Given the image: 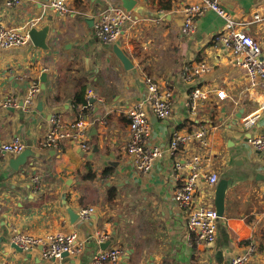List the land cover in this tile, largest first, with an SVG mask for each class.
Instances as JSON below:
<instances>
[{"label":"crops","instance_id":"obj_1","mask_svg":"<svg viewBox=\"0 0 264 264\" xmlns=\"http://www.w3.org/2000/svg\"><path fill=\"white\" fill-rule=\"evenodd\" d=\"M50 1L22 0L11 6L0 0V24L28 32L46 24L53 29L50 49L30 38L26 45L0 53V263L88 264L107 244L106 249H121L122 257L106 264H230L246 252L250 257L245 264H264V151L251 142L264 137V111L252 128L242 124L264 99V87L252 85L241 58L215 39L224 18L209 10L196 31L185 34L181 10L196 0H137L143 15L133 11L138 21L127 23L118 41L108 44L96 34L95 21L105 9L123 7L121 0H67L66 12ZM221 3L237 20L247 22L245 29L264 51V21L254 20L255 13L264 14V0ZM114 44L131 59L132 69L123 66ZM201 62L210 67L203 75L193 80L181 75L184 65ZM146 75L171 90L173 100L168 119L150 111L148 144L166 150L174 130L188 139L143 172L127 152V113L147 98ZM34 83L40 90L27 105ZM195 86L210 92L192 114L188 97ZM217 90L227 97L217 96ZM78 96L94 98L93 106L84 107ZM6 100L11 105H1ZM55 116L65 121L84 116L90 148L84 150L71 139L58 149L42 148ZM201 127L208 130L205 142L196 137ZM15 139L25 145L23 151L30 150L18 168L10 161L23 151L1 149ZM196 157L219 179L213 186L200 182L195 203L216 209L218 184L223 179L229 183L224 215L210 244L191 239L187 212L174 198L181 182L175 162ZM89 172L94 176L85 178ZM82 207H95L96 212L73 222L69 211L80 214ZM74 231L84 242L83 250L58 259H45L42 246L27 252L12 242L17 232L43 237Z\"/></svg>","mask_w":264,"mask_h":264},{"label":"built area","instance_id":"obj_2","mask_svg":"<svg viewBox=\"0 0 264 264\" xmlns=\"http://www.w3.org/2000/svg\"><path fill=\"white\" fill-rule=\"evenodd\" d=\"M22 0H8L9 5H17ZM50 6L55 9L68 11L67 0H51ZM209 10H213L224 18V27L215 35V39L230 47L233 52L241 58L240 64L246 68L250 75L252 85L264 87V51L259 41L251 35L244 27L247 23L237 20L222 5L221 0H196L185 5L181 12L184 15L182 32L190 34L196 31L198 21ZM255 21H264V14L257 12L254 14ZM138 15L133 11L121 6H112L99 13L95 21V32L104 43H115L121 37L127 23H136ZM30 41L29 32L21 28L9 27L0 24V53L3 49L24 46ZM207 62L184 65L181 75L187 80H193L197 76L203 75L209 70ZM147 86V98L134 103L128 110L130 140L127 145V152L132 157V161L137 169L148 172L154 161L162 156L165 151L169 154L177 152L188 139L180 131L174 130L171 140L163 150L159 146L148 144L150 136L149 113L152 111L161 119H168L173 113L172 91L163 88L159 81L153 76H145ZM40 90L39 85L34 83L28 97L25 98L27 105H31L34 95ZM210 90L201 86L192 88L188 104L190 112L196 114L200 104L208 99ZM89 96L93 91H89ZM216 95L226 98L224 90H217ZM97 99V98H96ZM99 100V99H97ZM94 98L87 101L84 106L92 107ZM102 102V101H101ZM3 106L11 105L6 100L1 103ZM262 111H264V99L257 109L242 119V124L246 129H250L257 124ZM88 122L84 116H80L73 121H65L61 116H55L51 120L50 128L46 131L41 141L42 148H61L62 142L71 139L80 144L84 150H88L90 145L86 139ZM196 137L205 142L208 138V130L201 127L196 133ZM252 144L264 151V137L256 136L251 139ZM25 145L15 139L4 143L1 147L4 152L20 153ZM175 169L181 171V182L174 191V198L180 207L187 212V228L191 239L197 243L210 244L216 239L219 215L214 206L195 203V194L200 189V182H206L213 186L218 181L216 172L205 169L201 165L199 158H194L188 162L177 160ZM188 170V172H186ZM264 197V191H263ZM96 212L95 207L80 208V217L88 219ZM103 239V237H102ZM12 242L22 250L30 252L38 246H42V254L45 259H58L64 253L78 254L83 250L84 242L79 234L74 231L70 233L57 232L50 233L43 237L17 232L12 237ZM254 250V247H251ZM122 257V250L119 248L103 249L96 252L88 264H106L108 261L117 262ZM249 252L240 254L232 258L230 264H245L249 260ZM0 264H10L8 261Z\"/></svg>","mask_w":264,"mask_h":264},{"label":"water","instance_id":"obj_3","mask_svg":"<svg viewBox=\"0 0 264 264\" xmlns=\"http://www.w3.org/2000/svg\"><path fill=\"white\" fill-rule=\"evenodd\" d=\"M122 6L130 11H135L140 15H143V8L141 6L137 5V0H121ZM53 30L51 28L50 24H46L40 28L32 27L29 31V36L32 40V42L43 49H50V45L48 43L49 34ZM113 51L117 55V57L120 59L121 63L126 69H132L133 63L131 62V59L126 55V53L118 46V44L113 45ZM30 154V150H25L22 153H20L17 157L12 158L10 163L14 168H18L21 164H24L27 161V157ZM228 181L226 179H223L219 182L217 190H216V210L219 215V217H222L224 215L225 210V199L227 196V189H228ZM72 221L75 222L77 219L81 220V217L78 213L73 211L72 209L69 211ZM107 245V244H106ZM106 245L104 246V249L106 248ZM19 248V247H18ZM22 250V249H20ZM64 256H69L68 253H64ZM72 263H75V261H72ZM86 264V263H82Z\"/></svg>","mask_w":264,"mask_h":264},{"label":"trees","instance_id":"obj_4","mask_svg":"<svg viewBox=\"0 0 264 264\" xmlns=\"http://www.w3.org/2000/svg\"><path fill=\"white\" fill-rule=\"evenodd\" d=\"M77 101L78 102H82V103H84V104H87V100H83L80 96H78V98H77ZM94 172H89L87 175H85V178L87 177V178H91V177H93L94 176Z\"/></svg>","mask_w":264,"mask_h":264},{"label":"rangeland","instance_id":"obj_5","mask_svg":"<svg viewBox=\"0 0 264 264\" xmlns=\"http://www.w3.org/2000/svg\"><path fill=\"white\" fill-rule=\"evenodd\" d=\"M106 249V248H105Z\"/></svg>","mask_w":264,"mask_h":264}]
</instances>
